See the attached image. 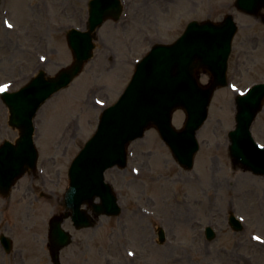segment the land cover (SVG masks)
<instances>
[{
    "label": "rangeland",
    "instance_id": "374dc122",
    "mask_svg": "<svg viewBox=\"0 0 264 264\" xmlns=\"http://www.w3.org/2000/svg\"><path fill=\"white\" fill-rule=\"evenodd\" d=\"M121 1V18L107 20L98 30L94 56L82 74L36 114L37 170L19 183L33 204L9 214L11 226L15 215L30 228L36 225L32 231L40 245L41 264H52L48 221L63 212L70 163L94 133L102 110L116 102L126 87L136 62L153 45L176 40L188 22H219L233 13L238 30L228 60L229 86L213 95L208 118L196 135L199 151L193 169H181L157 132L146 131L130 144L126 168L104 174L122 208L120 216L100 217L95 227L81 231H74L66 221L64 228L73 239L61 251L60 260L65 264H264V177L234 164L228 152L235 96L264 83V25L238 13L235 0ZM87 4L88 0H3L0 89L16 91L40 70L53 76L70 65L66 32L85 29ZM199 81L207 84L208 76H200ZM7 120L8 111L0 100V144L17 136ZM184 120L181 110L172 116L177 129ZM251 134L264 147V105ZM231 214L241 220V231L228 226ZM208 226L216 232L211 242L204 237ZM159 227L166 237L163 244L157 239ZM30 245L27 242L26 258L33 264ZM135 250L142 259L133 258Z\"/></svg>",
    "mask_w": 264,
    "mask_h": 264
},
{
    "label": "water",
    "instance_id": "95a60500",
    "mask_svg": "<svg viewBox=\"0 0 264 264\" xmlns=\"http://www.w3.org/2000/svg\"><path fill=\"white\" fill-rule=\"evenodd\" d=\"M235 7L247 15L258 16L264 0H236ZM122 7L119 0H92L85 31L71 29L66 34L73 62L54 77L41 71L17 92H2L8 125L18 130L15 145L5 142L0 147V188L6 191L28 170H34L38 153L33 142L35 117L40 106L53 94L66 88L92 58L96 30L107 19L117 21ZM264 24V15L261 16ZM237 31L231 15L220 23L190 22L181 37L170 45H154L135 67L134 74L118 101L105 109L93 136L72 161L68 170L69 186L64 194V206L71 213L53 217L49 222L51 259L58 262V252L70 243L69 235L61 229L64 218L71 217L77 228L94 225L86 211V204L95 217L117 216L120 208L112 188L104 182L107 169L125 168L128 145L155 128L169 148L174 160L185 170L193 168L199 146L196 133L207 119L208 106L218 88L225 87L227 59L231 42ZM210 76L208 85L198 83V73ZM264 84L254 85L235 100V129L228 135L232 162L254 175L264 176V148L255 143L250 127L262 109ZM177 109L185 113L181 130L172 124ZM5 191V192H6ZM96 199L98 203L94 202ZM229 224L234 231L242 226L234 216ZM208 241L214 239L210 227L205 229ZM159 239L163 241L162 230Z\"/></svg>",
    "mask_w": 264,
    "mask_h": 264
},
{
    "label": "flooded vegetation",
    "instance_id": "af4514ba",
    "mask_svg": "<svg viewBox=\"0 0 264 264\" xmlns=\"http://www.w3.org/2000/svg\"><path fill=\"white\" fill-rule=\"evenodd\" d=\"M35 179L32 178L31 182ZM21 181V180H20ZM20 181L10 190L8 195H0V201H2V208H7L8 211L0 209V264H28L27 254H26V244L30 245V260H33V264H41V250L40 245L37 241L35 230L36 225H31V228L25 225L23 220H18L15 215L13 225L11 226V219L9 214H15L19 208L26 205H32L31 199H28L26 192L21 189ZM30 207V206H28ZM5 214L7 215L5 217ZM19 216V215H18ZM13 229V230H12ZM2 237L9 238L8 247L6 248L2 242ZM147 253V250H146ZM139 255V254H138ZM136 256V261L141 258V256ZM67 260V259H66ZM68 261V260H67Z\"/></svg>",
    "mask_w": 264,
    "mask_h": 264
},
{
    "label": "snow or ice",
    "instance_id": "6c2138e0",
    "mask_svg": "<svg viewBox=\"0 0 264 264\" xmlns=\"http://www.w3.org/2000/svg\"><path fill=\"white\" fill-rule=\"evenodd\" d=\"M0 90H2V89H0Z\"/></svg>",
    "mask_w": 264,
    "mask_h": 264
}]
</instances>
